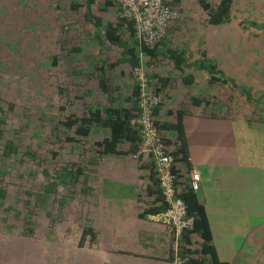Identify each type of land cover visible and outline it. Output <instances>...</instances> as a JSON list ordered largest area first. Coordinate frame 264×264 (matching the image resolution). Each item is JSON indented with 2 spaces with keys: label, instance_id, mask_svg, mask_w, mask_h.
Returning a JSON list of instances; mask_svg holds the SVG:
<instances>
[{
  "label": "trees",
  "instance_id": "16d2710c",
  "mask_svg": "<svg viewBox=\"0 0 264 264\" xmlns=\"http://www.w3.org/2000/svg\"><path fill=\"white\" fill-rule=\"evenodd\" d=\"M66 1H56L54 7L49 0H42L45 7L38 3L42 12L51 9L59 35L68 34L59 46L47 47L51 56L47 54L45 60L43 51H38L48 46L45 30H37V39L34 26L25 22L40 11L34 0H0V240L23 243L19 249L25 255L22 264H60L52 259L48 236L64 231L65 222L69 225L65 231L76 240L80 237V244L92 246L97 240L91 219L93 172L101 159L136 154L142 144L140 130L132 123L139 110L137 82L133 77L132 93L126 95L124 86L112 84L107 68L119 60L112 62L107 54L101 59L97 56L108 44L127 56L133 69L141 53L156 57L167 37L140 47L134 38V22L122 17L118 6L116 19L96 15L98 3L107 12L116 6L110 0ZM198 1L209 25L233 21L235 0ZM179 2L171 4L176 8ZM237 27L251 30L243 28L247 27L243 21ZM77 30L80 34H73ZM92 42L93 48L85 51ZM212 68L213 80H219L216 67ZM159 108L154 112L155 124L168 147L172 137L167 133L173 134L175 146L170 150L175 157L177 189L188 214L195 218L194 226L182 234L180 254L187 258L185 264H229L220 260L205 206L181 172L182 167L187 172L191 168L183 114L175 122L162 121L156 117ZM126 143L129 149L124 148ZM160 200L162 204L149 212L167 210L161 189Z\"/></svg>",
  "mask_w": 264,
  "mask_h": 264
},
{
  "label": "crops",
  "instance_id": "0c3cea01",
  "mask_svg": "<svg viewBox=\"0 0 264 264\" xmlns=\"http://www.w3.org/2000/svg\"><path fill=\"white\" fill-rule=\"evenodd\" d=\"M109 10V18L116 19L118 7ZM244 30L173 34L168 29L158 55L145 57L153 87L163 98L156 117L175 122L183 114L191 167L200 173L195 191L218 256L229 264H241L250 239L255 244L264 234V46L250 43L260 36L257 32ZM105 46L97 57L119 60L107 66L109 76L131 95L135 82L128 57ZM213 65L219 80H213ZM167 134L172 149L175 139ZM123 146L130 148L129 143ZM97 169L92 175L91 219L98 233L93 264H174L172 227L161 213L149 212L162 204L152 155L107 156ZM181 172L190 180L186 168Z\"/></svg>",
  "mask_w": 264,
  "mask_h": 264
},
{
  "label": "built area",
  "instance_id": "2783aa9c",
  "mask_svg": "<svg viewBox=\"0 0 264 264\" xmlns=\"http://www.w3.org/2000/svg\"><path fill=\"white\" fill-rule=\"evenodd\" d=\"M121 10V16L134 22V38L142 47L152 46L163 40L168 33L170 23L178 18V10L172 0H110ZM145 56L140 54V63L132 70L139 86L138 114L132 123L140 130L142 144L136 155L148 152L152 155L158 174L159 187L167 210L161 213L174 232V264H185L187 258L180 254V242L185 230L194 226L195 218L188 214L185 200L179 194L176 174L173 171L175 157L166 145L163 136L155 124V109L162 104L163 98L153 87V79L148 75ZM191 187H200V173L190 168L187 173Z\"/></svg>",
  "mask_w": 264,
  "mask_h": 264
},
{
  "label": "rangeland",
  "instance_id": "374dc122",
  "mask_svg": "<svg viewBox=\"0 0 264 264\" xmlns=\"http://www.w3.org/2000/svg\"><path fill=\"white\" fill-rule=\"evenodd\" d=\"M56 1L57 3L67 2L66 0H54V2L52 3V0H49V6L54 7ZM80 1L85 2V0ZM2 3H4V1ZM34 3L39 9L41 7L38 5V3L44 6L42 0L41 3L38 0H34ZM101 5L99 3L95 5V10L97 11L96 15L104 14L105 17L109 19V14L111 13L109 11L108 13L107 11L102 10ZM179 7H182V11H179ZM176 9L178 10L179 19H176L177 21L173 20L168 28L173 34L178 33V31L186 33V30H203L207 28L209 30H213L214 33H220L222 29L230 30L232 29V27L236 28L235 26H232V24L235 23L237 25L238 22L243 21V24L247 26L243 28H249L251 29L250 31H255L260 34L259 37H255L254 39H252V42L250 43H256L258 45L264 46V0H235L232 12L233 21L231 23H225L223 25L216 26L209 25L208 22L206 23V15L203 16L204 13L201 10L198 0H181V2L177 4ZM47 10H49V12H42L40 9V11L34 12V15H32L29 19L24 18L25 22L28 21L27 24L29 25V27L31 26V24L34 26V36H36L37 39L40 37L37 36L40 35V33L37 34V30H45V36L48 46H46L45 44L42 47H38L39 52L43 51L44 59L47 54L51 56L47 47H51L52 49H54L56 45L59 46L62 43L64 37L68 36L67 33L59 35L60 30L55 28V26H57L58 24L56 23V20H53L55 18L52 16L51 9L49 8ZM24 19H22V21H24ZM89 25L90 24H88L87 26L90 27ZM244 31L246 32V34L249 32L248 30ZM77 32L79 31H74L73 34L76 35ZM195 38L196 37H194V39ZM219 39L220 38L216 37V45H220ZM245 40L250 41L248 38H245ZM239 41H242L241 38H239ZM92 48L93 42L86 45L84 47V50L89 51ZM262 55L264 56V53H262ZM84 61L85 60H83V62ZM77 218L78 217L76 214V220ZM70 220H74L73 216H70ZM68 226L69 225H67V222H65L64 227H67L65 229H68ZM65 229L64 231H61L56 237L53 235L48 236V240L50 242L49 252L54 255L52 256V259L55 260V258H57L61 262L60 264H74L77 261H79V264H93V246H90L89 244H80V237L76 240L75 235H71V233L69 231H65ZM261 233H264V229L261 231ZM252 239H250V245L246 246L245 253L242 254V257L244 256L243 260H241L240 262H242L241 264H264V234L263 237L255 239V244H251V242L253 241ZM21 243L22 242H17L13 238H9L3 241L0 240V264H22V262H25L24 253L20 252L19 250L20 247H22ZM76 252L78 254H76ZM83 258L85 259V261ZM54 264H56V261L54 262Z\"/></svg>",
  "mask_w": 264,
  "mask_h": 264
}]
</instances>
